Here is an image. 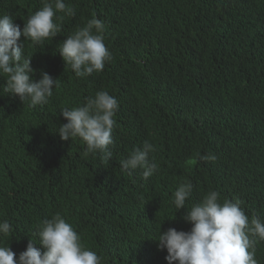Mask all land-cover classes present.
Wrapping results in <instances>:
<instances>
[{"label":"trees","instance_id":"1","mask_svg":"<svg viewBox=\"0 0 264 264\" xmlns=\"http://www.w3.org/2000/svg\"><path fill=\"white\" fill-rule=\"evenodd\" d=\"M74 16L45 45L25 42L34 80L58 79L43 106L4 91L0 75V221L12 231L0 246L19 254L38 226L61 214L101 264H167L154 241L168 228L190 231L186 210L210 191L241 202L264 221V0H63ZM42 0H0V15L23 29ZM93 18L105 26L112 58L102 72L77 78L58 53ZM24 38L21 37V40ZM106 91L119 104L113 158L82 156L79 138L61 140V110ZM148 141L158 171L144 179L120 161ZM212 154L215 161L201 160ZM193 191L177 211L182 182ZM177 211V212H176ZM264 264V241L255 245Z\"/></svg>","mask_w":264,"mask_h":264},{"label":"clouds","instance_id":"2","mask_svg":"<svg viewBox=\"0 0 264 264\" xmlns=\"http://www.w3.org/2000/svg\"><path fill=\"white\" fill-rule=\"evenodd\" d=\"M42 8L29 16L23 29L10 15H0V75L6 76L4 91L18 96L20 101L29 102L30 107L43 106L53 96L58 79L41 71L40 79L34 80L31 67L32 56L25 54V42L45 45L61 31L55 21L63 19L57 13L74 16L75 11L63 0H42ZM103 22L97 18L89 20L86 26L66 37L59 46L58 53L77 78H87L102 72L106 62L112 58L104 43ZM21 37L24 39L21 40ZM119 104L106 91H98L95 96L86 97L82 106L61 110L67 121L58 128L63 141L79 138L86 145L82 156H99L102 162L113 158L110 148L114 144L112 132L116 125L114 117ZM155 146L145 141L142 148L133 150L126 160L120 161L123 170L131 175L140 169L144 179L158 171L154 158ZM201 160L215 161L216 156L207 154ZM193 191L192 182H182L173 194L172 203L179 211L186 209V200ZM220 193L210 191L203 199L186 210L183 220L190 223V231L168 228L154 240L158 250H166L167 264H258L255 259L256 243L264 241V221L249 217L241 208L239 200L225 199L219 202ZM176 211V212H177ZM12 231L7 220L0 221V237ZM41 251L29 241L26 250L15 259L9 246H0V264H101V257L82 243L80 235L59 213L38 226Z\"/></svg>","mask_w":264,"mask_h":264}]
</instances>
